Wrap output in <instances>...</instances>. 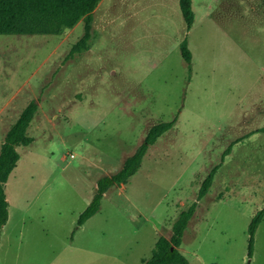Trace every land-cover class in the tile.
<instances>
[{
    "label": "rangeland",
    "instance_id": "374dc122",
    "mask_svg": "<svg viewBox=\"0 0 264 264\" xmlns=\"http://www.w3.org/2000/svg\"><path fill=\"white\" fill-rule=\"evenodd\" d=\"M191 7L187 31L178 0H101L89 49L68 60L83 21L55 35H0V145L24 108L38 107L5 184L0 264H143L229 145L177 250L188 264H264V217L247 255L264 207V0ZM174 119L77 227L97 180Z\"/></svg>",
    "mask_w": 264,
    "mask_h": 264
},
{
    "label": "trees",
    "instance_id": "16d2710c",
    "mask_svg": "<svg viewBox=\"0 0 264 264\" xmlns=\"http://www.w3.org/2000/svg\"><path fill=\"white\" fill-rule=\"evenodd\" d=\"M101 0H0V35H55L65 29L74 27L83 21L84 32L81 38L71 47L66 59L89 49L93 12ZM179 10L189 31L194 22L191 0H178ZM180 54L186 63L191 61V53L184 39L180 43ZM37 104L31 101L20 113L15 123L6 132L0 145V230L8 221V202L5 194V184L16 167L20 155L18 147L29 146L33 139L26 131L32 122ZM176 120L154 125L147 132L141 145L122 163L120 170L109 176H102L96 182L93 197L77 219V227L82 226L99 210L101 200L109 189L127 184L128 180L137 172L149 146L173 128ZM264 133V127L258 130ZM240 141V140H238ZM237 143V142H235ZM229 145L221 156L219 164L215 165L201 184L197 201L204 197L212 185L214 175L219 169L225 156L231 151ZM197 201L182 211L172 225L170 237H159L154 245L152 254L143 264H188L187 259L177 250L183 233L193 217ZM264 217V207L251 218L248 232V258L252 257L255 232Z\"/></svg>",
    "mask_w": 264,
    "mask_h": 264
}]
</instances>
